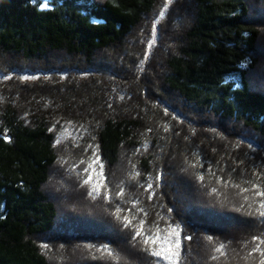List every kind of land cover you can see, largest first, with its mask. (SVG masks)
I'll return each mask as SVG.
<instances>
[{
    "label": "trees",
    "instance_id": "obj_1",
    "mask_svg": "<svg viewBox=\"0 0 264 264\" xmlns=\"http://www.w3.org/2000/svg\"><path fill=\"white\" fill-rule=\"evenodd\" d=\"M263 160L264 0H0V264H259Z\"/></svg>",
    "mask_w": 264,
    "mask_h": 264
},
{
    "label": "snow or ice",
    "instance_id": "obj_2",
    "mask_svg": "<svg viewBox=\"0 0 264 264\" xmlns=\"http://www.w3.org/2000/svg\"><path fill=\"white\" fill-rule=\"evenodd\" d=\"M156 25H153V30L155 31L156 30ZM242 66L243 67H246L247 66V61L243 62L242 63ZM22 79L26 78V77H21ZM237 87H239V81H237ZM85 151H87V149H85ZM96 164H99V167H100V171L95 173L96 175V179H97V183L93 185L94 189L99 192L104 180H105V175H104V172H103V161L101 160V157L99 155H95L93 156V164L89 166L88 169H85L84 170V175L88 177L87 180H84V183H88L92 180V176L89 175V172L90 170L93 169L94 165ZM159 177H157L158 179ZM202 179V177H201ZM227 183V181L225 182ZM252 188L253 189H257L256 192H255V195L256 196H260V197H264V192L260 191L258 189V186L256 184H252ZM244 191V190H242ZM119 195V193L117 194ZM105 199H107V195H105ZM149 199H151V197H149ZM245 200L248 199V197H244ZM260 208L262 209L259 213V215L261 217H264V201H261L260 203ZM119 206H117V211H119ZM172 209H169V212H171ZM145 221L144 220H141L140 221V225H141V228L143 227ZM180 225H176V228H179ZM141 228H138L136 230V235L139 236L142 234L141 232ZM170 236L173 237V239L171 240V242L169 243V246L167 248H163L161 249V251L159 252H153L152 254L155 255V256H163L164 259L168 260L169 261V264H176V261H177V258H179L180 256V248H181V242H180V233L177 232L175 229H170V232H169ZM157 239L158 237H153L152 238V243L155 244L157 243ZM184 239H191V236H185ZM257 237H253V240H256ZM149 240V237L148 236H145L144 237V242L147 243ZM260 244H264V240H261L260 241ZM43 247L47 248L48 245L45 244L43 245ZM102 247L104 248H107V245H103ZM253 251L254 252H260L261 254V259L259 260V264H264V250H261L259 244L253 248Z\"/></svg>",
    "mask_w": 264,
    "mask_h": 264
},
{
    "label": "rangeland",
    "instance_id": "obj_3",
    "mask_svg": "<svg viewBox=\"0 0 264 264\" xmlns=\"http://www.w3.org/2000/svg\"><path fill=\"white\" fill-rule=\"evenodd\" d=\"M139 36V35H138ZM148 49H150V46H149V48ZM147 50V49H146ZM149 51V50H148ZM121 66H119V68H120ZM146 102V101H145ZM73 124V123H72ZM71 124V122H67L66 124H63L62 125V127L58 130V136H57V138H58V141L59 142H62V141H64L65 139L66 140H75L76 138H77V136H79V133L77 132V128H75V127H73V125ZM184 126H186V125H184ZM196 137V136H195ZM197 138V137H196ZM180 149V148H179ZM185 149H187V148H185ZM179 151H183L184 152V150L182 149V150H179ZM93 164V161L92 162H89V164H88V166H87V169L89 168V166L90 165H92ZM122 168H123V166H122ZM100 171V167H99V164H96V165H94V167H93V169L92 170H90V172H89V175H91L92 176V180L90 181V182H88V186L91 188V194L93 195V196H95L97 193H99V192H101V188H102V186H101V188H100V190H99V192H97L95 189H94V187H93V185L94 184H96L97 183V179H96V175H95V173H97V172H99ZM105 169L103 168V172H104V175H105V179H106V173H105ZM88 179V177L86 176V178L84 179V180H87ZM103 185V184H102ZM165 186V185H164ZM169 219H171L172 220V222H173V219L172 218H169ZM168 218H167V222H166V224H163L160 228L159 227H156L154 230H152V232L150 233V232H148V233H146V231H143L142 233V235H143V237H145V236H148L149 237V240H148V243L150 244V245H152L153 246V252H159V251H161V249H162V247L163 248H167L168 246H169V243L171 242V240L173 239V237L172 236H170V234H169V232H170V229H175L177 232H179L180 233V229L179 228H176V226H172V222H171V220H169ZM165 226V227H164ZM153 237H158V239H157V243H155V244H153L152 243V238ZM181 239H182V236L180 235V242H181ZM181 247H182V242H181ZM152 252V253H153ZM228 255V254H227ZM154 256V259H155V264H169V261L168 260H166V259H164L163 258V256L161 255V256H155V255H153ZM200 256H202V254H200ZM220 256H222V258L224 257V255L223 254H221ZM194 257L196 258L195 260L197 261H199V260H202L200 257H199V255H198V253L196 252L195 253V255H194ZM225 258V257H224ZM180 259H181V248H180V256H179V258H177V261H176V264H180Z\"/></svg>",
    "mask_w": 264,
    "mask_h": 264
},
{
    "label": "bare ground",
    "instance_id": "obj_4",
    "mask_svg": "<svg viewBox=\"0 0 264 264\" xmlns=\"http://www.w3.org/2000/svg\"><path fill=\"white\" fill-rule=\"evenodd\" d=\"M137 37V36H136ZM108 51V50H107ZM112 51V50H111ZM109 52V51H108ZM115 53V52H114ZM111 54V53H110ZM141 55V54H140ZM114 56V55H113ZM137 56V55H136ZM111 58V57H110ZM113 58V57H112ZM130 59V58H129ZM127 60V59H126ZM136 61V60H135ZM130 66V65H129ZM128 67V66H127ZM128 69V68H127ZM128 72V71H127ZM93 74V73H92ZM91 74V75H92ZM125 80V79H124ZM123 81V80H122ZM129 81V80H128ZM131 82V81H130ZM124 83V82H123ZM119 84V83H118ZM119 85H121V84H119ZM133 88V87H132ZM125 94V93H124ZM133 99V98H132ZM111 101V100H110ZM115 102H116V99L114 100ZM123 105V104H122ZM59 120V119H58ZM90 123V122H89ZM154 127V126H153ZM87 128V127H86ZM144 130V129H143ZM160 130V129H159ZM153 134V133H152ZM180 133H178V135H179ZM192 135V134H191ZM195 137V136H194ZM147 138V137H146ZM192 138H193V136H192ZM196 138V137H195ZM198 139V138H197ZM194 140V139H193ZM199 140V139H198ZM68 141V140H67ZM177 142V141H176ZM188 142V141H187ZM174 143V142H173ZM199 143V142H198ZM175 145V144H174ZM140 146V145H139ZM193 146V145H192ZM151 148V147H150ZM199 148V147H198ZM201 148V147H200ZM158 150V149H157ZM190 150V149H189ZM149 151V150H148ZM147 151V152H148ZM143 152V151H142ZM150 152V151H149ZM148 152V153H149ZM158 152V151H157ZM136 153H138V152H136ZM138 155V154H137ZM160 157V156H159ZM153 158V157H152ZM162 158V157H161ZM155 160V159H154ZM159 160V159H158ZM81 161V160H80ZM136 161V160H135ZM264 161V160H263ZM157 163V162H156ZM159 163V162H158ZM165 163V162H164ZM161 165V164H160ZM159 165V166H160ZM156 167H157V165H155ZM166 167V166H165ZM136 168V167H135ZM155 168V167H154ZM114 169V168H113ZM140 170V169H139ZM151 170V169H150ZM245 170V169H244ZM254 170V169H253ZM154 171V170H153ZM250 171V170H249ZM173 174V173H172ZM241 174V173H240ZM248 174V173H247ZM152 175H154V174H152ZM174 176V175H173ZM244 176V175H243ZM248 176V175H247ZM163 177V176H162ZM167 177V176H166ZM156 179V178H155ZM257 180V179H256ZM241 182V181H240ZM153 183V182H152ZM251 183V182H250ZM258 183V182H257ZM243 184H245V183H243ZM156 186V185H155ZM134 188V187H133ZM140 190H142L141 188H140ZM134 191V190H133ZM159 196V195H158ZM161 196V195H160ZM154 197V196H153ZM155 198H157V197H155ZM162 198V197H161ZM167 198V197H166ZM242 198V197H241ZM169 199V198H168ZM166 200V199H165ZM157 201V200H156ZM162 201V200H161ZM151 209V208H150ZM153 210V209H152ZM156 210V209H155ZM144 212V211H143ZM172 213V212H171ZM168 215V214H167ZM161 217V216H160ZM171 217V216H170ZM170 217H168V218H170ZM147 218V217H146ZM152 218V217H151ZM106 219V218H105ZM169 220H171V219H169ZM171 222H172V220H171ZM253 222V221H252ZM130 223V222H129ZM163 223V222H162ZM120 226V225H119ZM165 227V226H164ZM251 227V226H250ZM160 228V227H159ZM261 230V229H260ZM243 234V233H242ZM264 240V239H263ZM257 245V244H256ZM117 248V247H116ZM263 248V247H262ZM116 252V251H115ZM183 257V256H182ZM184 259V258H183ZM183 263H185V262H183ZM71 264V263H70Z\"/></svg>",
    "mask_w": 264,
    "mask_h": 264
}]
</instances>
